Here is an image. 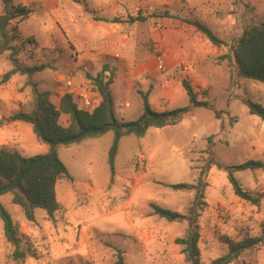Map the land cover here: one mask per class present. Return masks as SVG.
Returning a JSON list of instances; mask_svg holds the SVG:
<instances>
[{
    "label": "rangeland",
    "instance_id": "1",
    "mask_svg": "<svg viewBox=\"0 0 264 264\" xmlns=\"http://www.w3.org/2000/svg\"><path fill=\"white\" fill-rule=\"evenodd\" d=\"M14 4L31 11L26 19L12 23L20 37L12 44L16 57L25 67L44 68L30 77L14 74L4 82L3 75L12 69L10 52L0 55V147L25 158L47 153L48 145L36 139L29 124L6 119L31 110L30 83L48 91L55 105L66 93L77 100L80 94L96 97L88 76L95 77L104 66L108 72L103 76L113 80L110 90L119 123L133 122L142 114L140 93L149 98L152 89L178 90L182 81L211 109H193L176 125L149 128L143 137H122L113 174L108 163L110 132L58 146V157L71 179L56 183L59 210L52 219L35 209L29 221L10 194L0 196L25 253L22 261L12 258L0 218V264H115L118 251L124 264H189L182 247L175 244L186 235L187 222H168L155 215L151 205L186 216L195 191L170 186L195 185L210 160L215 165L204 175L206 207L198 218L199 264H211L226 254L225 238L246 237L260 242L230 264H264V171L232 173L257 199L251 204L235 196L226 170L247 161L264 163V120L249 112V103L264 108V84L244 78L231 81L233 62L225 58L231 56L230 48L213 46L186 23L198 20L231 46L245 26L264 22V0H14ZM137 17L144 21L131 20ZM158 58L165 64L163 73L157 70ZM159 105L174 110L190 102L182 95L171 105L163 96ZM59 122L66 127L68 117L61 115Z\"/></svg>",
    "mask_w": 264,
    "mask_h": 264
},
{
    "label": "trees",
    "instance_id": "2",
    "mask_svg": "<svg viewBox=\"0 0 264 264\" xmlns=\"http://www.w3.org/2000/svg\"><path fill=\"white\" fill-rule=\"evenodd\" d=\"M1 7L0 55L4 52H10L9 61L12 65V69L3 75V81H7L14 74L30 77L35 72L41 71L44 66L25 67L18 61L16 50L12 44L20 37L18 28L12 27V23L26 19L31 11L26 6L14 4V0H1ZM131 20L144 21V18L137 17ZM186 23L204 35L213 46L230 48L231 56L226 55L225 58L231 59L233 62V71L230 74L231 81L244 78L264 84V22L245 26L241 37L231 46L219 40L210 29L198 20H188ZM107 72L108 67L104 66L103 71L95 77L88 76L97 100L96 105L91 110L80 108L77 99L70 93L64 94L58 105H55L50 100L48 91H40L35 83H30L33 95L31 110L29 112L19 111L6 119L7 122L29 124L36 139L49 147L47 153L30 158H25L18 152L6 147H0V196L10 194L11 202L20 206L27 220L33 221L35 209L43 210L49 219H52L59 210L56 183L58 180L71 179V177L58 157V146L79 143L85 139L97 138L110 132L112 144L108 153V163L113 174L114 158L122 137L129 135L143 137L149 128L160 129L176 125L193 109H211L206 101L197 99L196 92L186 81H182V88L190 102L188 107L156 112L150 107L147 93H140L142 114L133 122L119 123L115 117L114 102L110 90L113 80L111 77L103 76ZM249 112L251 115L264 120V108L260 105L249 103ZM61 115L68 117L66 127L59 122ZM215 116L218 118L219 113L215 112ZM210 141L211 138L208 139V142ZM214 165L215 162L210 160L201 170L195 185L175 184L170 186L174 190L193 189L195 191L194 199L186 216L162 209L154 204L151 205L153 213L168 222H187L186 235L176 239L175 244L182 247L181 253L189 264L200 263V253L197 246L199 241L198 218L201 211L206 207L204 190L207 184L204 175ZM258 169L264 171L263 162L247 161L226 168L228 181L235 196L251 204H257V199L241 188L232 173ZM0 218L3 222V236L13 248L12 258L15 261H22L25 258V253L20 250L17 226L13 224L9 214L1 205ZM259 242L260 240L257 238L246 237L240 241L225 238L226 254L214 259L211 264H230L241 252L253 248ZM115 264H124L120 251L117 252Z\"/></svg>",
    "mask_w": 264,
    "mask_h": 264
},
{
    "label": "crops",
    "instance_id": "3",
    "mask_svg": "<svg viewBox=\"0 0 264 264\" xmlns=\"http://www.w3.org/2000/svg\"><path fill=\"white\" fill-rule=\"evenodd\" d=\"M171 65H168V71L171 72ZM182 75H188V72L186 73L185 71H181ZM177 88H167L164 87L163 90L160 91H155L154 89H152V92H150L149 98H148V102L150 104V107L152 108V110L158 111V112H162L165 109L167 110V108L161 107L159 105V101L161 99V97L163 96H167L170 100V104L172 105V103L176 100L177 97L182 96V95H186L184 89L182 88L181 83L177 86ZM154 91V92H153ZM126 104V103H125ZM129 104L127 103L126 107L128 108ZM170 107V106H169ZM168 107V108H169Z\"/></svg>",
    "mask_w": 264,
    "mask_h": 264
},
{
    "label": "built area",
    "instance_id": "4",
    "mask_svg": "<svg viewBox=\"0 0 264 264\" xmlns=\"http://www.w3.org/2000/svg\"><path fill=\"white\" fill-rule=\"evenodd\" d=\"M156 67H157V70L160 73H163V72L166 71V67H165V64H164L162 58H158L157 59ZM77 101L80 104L79 105L80 108H82L83 110H91V109H93L94 106L96 105V102H97L95 97L89 96L87 94H80Z\"/></svg>",
    "mask_w": 264,
    "mask_h": 264
}]
</instances>
